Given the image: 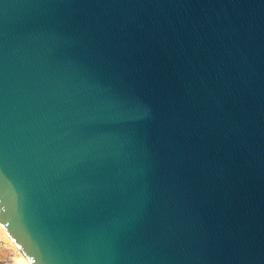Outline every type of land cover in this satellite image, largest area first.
<instances>
[{
    "label": "water",
    "instance_id": "obj_1",
    "mask_svg": "<svg viewBox=\"0 0 264 264\" xmlns=\"http://www.w3.org/2000/svg\"><path fill=\"white\" fill-rule=\"evenodd\" d=\"M0 19V226L29 264L259 261L264 0H0ZM81 129L111 151L66 217L42 182Z\"/></svg>",
    "mask_w": 264,
    "mask_h": 264
},
{
    "label": "snow or ice",
    "instance_id": "obj_2",
    "mask_svg": "<svg viewBox=\"0 0 264 264\" xmlns=\"http://www.w3.org/2000/svg\"><path fill=\"white\" fill-rule=\"evenodd\" d=\"M3 19H0V39L4 36ZM2 77V72H0ZM91 112L90 118L96 121H103L115 115L114 104L111 101L90 102ZM78 144L69 153V159L74 161V165H69L68 171L64 175L54 177H45L42 186L46 198L51 208L58 209L66 217H73L78 211L77 196L82 189V182L87 177L95 176L99 173L102 167L98 166L93 169L89 167V161L93 157L101 158V149L106 148L107 152L111 151V147L107 142L95 137L88 129H81L77 132L76 137ZM104 160L103 163H106ZM3 178L2 169H0V179ZM71 248H77L74 244L68 245ZM253 248H245L241 255L243 264H264V245L258 250L259 261L253 258ZM46 256V255H45ZM47 258V256H46ZM129 264H135L130 261Z\"/></svg>",
    "mask_w": 264,
    "mask_h": 264
},
{
    "label": "rangeland",
    "instance_id": "obj_3",
    "mask_svg": "<svg viewBox=\"0 0 264 264\" xmlns=\"http://www.w3.org/2000/svg\"><path fill=\"white\" fill-rule=\"evenodd\" d=\"M15 253L0 236V264H15Z\"/></svg>",
    "mask_w": 264,
    "mask_h": 264
},
{
    "label": "bare ground",
    "instance_id": "obj_4",
    "mask_svg": "<svg viewBox=\"0 0 264 264\" xmlns=\"http://www.w3.org/2000/svg\"><path fill=\"white\" fill-rule=\"evenodd\" d=\"M0 236L6 242L7 246L14 251L15 253L14 263L15 264H29L28 261L23 256V254L19 250H17V248H15V246L9 240L8 236L5 234L1 226H0Z\"/></svg>",
    "mask_w": 264,
    "mask_h": 264
}]
</instances>
